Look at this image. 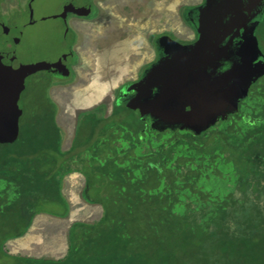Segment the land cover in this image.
<instances>
[{
  "label": "trees",
  "instance_id": "obj_1",
  "mask_svg": "<svg viewBox=\"0 0 264 264\" xmlns=\"http://www.w3.org/2000/svg\"><path fill=\"white\" fill-rule=\"evenodd\" d=\"M46 99L21 112L16 141L0 143V264H264V82L201 135L134 137L97 107L82 110L67 149ZM74 172L101 217L70 224L62 257L10 253L36 215H69L63 183Z\"/></svg>",
  "mask_w": 264,
  "mask_h": 264
},
{
  "label": "water",
  "instance_id": "obj_2",
  "mask_svg": "<svg viewBox=\"0 0 264 264\" xmlns=\"http://www.w3.org/2000/svg\"><path fill=\"white\" fill-rule=\"evenodd\" d=\"M195 39H158L157 57L136 81L123 85L112 118L131 132L181 130L201 135L227 125L264 77L258 27L264 0H202L187 19ZM22 103L0 91V143L19 136Z\"/></svg>",
  "mask_w": 264,
  "mask_h": 264
},
{
  "label": "rangeland",
  "instance_id": "obj_3",
  "mask_svg": "<svg viewBox=\"0 0 264 264\" xmlns=\"http://www.w3.org/2000/svg\"><path fill=\"white\" fill-rule=\"evenodd\" d=\"M65 0H31L36 13H42L47 24L55 23L53 12ZM84 17L96 18L81 24V53L83 65L79 74H70L71 83L54 87L30 86L24 96V112L31 114L40 106L49 104L47 95L56 102V119L64 131L63 149H67L75 135L79 113L90 107L111 118L115 97L121 86L135 81L138 75L154 60L155 44L162 35H169L182 42H190L194 31L183 13L202 0H81ZM15 7H9V3ZM28 0L1 2L0 11L8 10L11 21L28 18ZM100 8H99V7ZM59 21V20H58ZM60 22V21H59ZM264 53V25L258 29ZM74 62H78L75 59ZM89 65V66H88ZM91 67V68H89ZM89 74H87L88 72ZM90 77V78H89ZM89 78V79H88ZM88 79V80H87ZM264 82V79L261 81ZM98 105V106H97ZM84 177L80 173L65 176L63 193L72 202L66 218H52L39 214L28 232L6 243L10 253L34 257L59 258L68 247L67 232L75 220L94 221L101 217L102 206L87 204L82 196ZM55 217V216H53Z\"/></svg>",
  "mask_w": 264,
  "mask_h": 264
},
{
  "label": "flooded vegetation",
  "instance_id": "obj_4",
  "mask_svg": "<svg viewBox=\"0 0 264 264\" xmlns=\"http://www.w3.org/2000/svg\"><path fill=\"white\" fill-rule=\"evenodd\" d=\"M5 1L9 2V0H0V7L1 2ZM79 1L82 2L81 0H65L64 4L53 12L52 17L55 23L50 25L41 18V12H35L31 0L27 2L28 18L24 21H11L5 14L8 10L2 8L0 11V91L7 94L10 100L20 98L22 111H24V96L30 86L34 84L47 87L50 93L54 87L71 83L74 79L68 80L70 74L77 76L79 67H85V65L82 66L84 57L80 50L82 48L81 24L90 19L94 22L96 18L84 17ZM9 7L13 9L15 4L10 2ZM194 39L195 33L192 40ZM157 46L158 42L155 44L156 56L153 61L157 57ZM75 59L78 62H74ZM139 78L138 75L136 80ZM263 79L264 77L251 86L250 94L252 88ZM249 99L250 96L240 108ZM20 119L21 117H19V123Z\"/></svg>",
  "mask_w": 264,
  "mask_h": 264
},
{
  "label": "crops",
  "instance_id": "obj_5",
  "mask_svg": "<svg viewBox=\"0 0 264 264\" xmlns=\"http://www.w3.org/2000/svg\"><path fill=\"white\" fill-rule=\"evenodd\" d=\"M74 173H77V172H74ZM67 176V175H66ZM68 199V201H69V203H70V212H71V210H72V202H71V200H70V198H67ZM84 199V198H83ZM85 201V200H84ZM87 204H91V203H88L87 201H85ZM91 205H94V204H91ZM70 214V213H69ZM39 215V214H38ZM45 215H48V214H45ZM37 216V215H36ZM36 216H35V218H36ZM48 216H50V217H52V218H61V217H53L52 215H48ZM63 218H66V217H63Z\"/></svg>",
  "mask_w": 264,
  "mask_h": 264
}]
</instances>
